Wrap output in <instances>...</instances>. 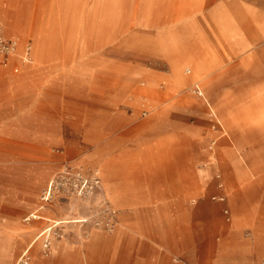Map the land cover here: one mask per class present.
<instances>
[{"label": "rangeland", "instance_id": "obj_1", "mask_svg": "<svg viewBox=\"0 0 264 264\" xmlns=\"http://www.w3.org/2000/svg\"><path fill=\"white\" fill-rule=\"evenodd\" d=\"M13 1L16 3L15 7L9 8L8 13L13 15L20 10L23 24L15 26L7 34L0 23L3 34L17 40L25 50L29 45L32 57L30 62L34 65L37 62V56H33L37 44L42 42L48 45L47 52L40 51L39 63L37 62L39 76L48 81L39 86L40 95L69 92L84 96L92 93L103 97L112 93L110 97L115 99L119 89L116 87L124 82H131L128 75L130 71L139 70L148 78L163 77L160 83L161 98L171 95L168 103L163 106L171 105L164 120L168 124L176 123L174 127H170L174 134L178 133L183 137L185 133L190 138V157L194 159L196 171L209 172L206 183L197 189L193 197H180L192 207L212 206L215 211L211 217L205 210L199 209L195 213L205 217L208 214V218L222 219L225 223L222 212L224 207L231 210L230 223L236 219L239 208L255 212L253 220L259 224L262 251L258 264H264V129L248 127V130L242 131L235 126L233 118L244 115V108L251 105L253 94L264 90V37L256 35L257 41L249 52L216 69L207 79L184 86L178 94L173 95V91L165 85L166 81H170V66L156 55V43L160 38L175 32L183 33L180 25H173L178 17L188 15L191 9L206 14L219 0ZM108 14L112 16L108 18ZM14 16L9 17L8 25L14 23ZM236 20L240 35L246 36L248 29L251 30L245 25L246 18L237 17ZM250 54L255 55L253 66L244 68L240 61ZM22 64L21 58L7 67L1 66L0 71L5 70L7 75H19ZM16 67L19 68L17 73L14 71ZM130 96L126 90L124 99L130 101ZM54 105L63 106L60 102ZM98 107L100 108L96 111L76 114L79 116L70 113L65 119L46 116L51 119L47 120L50 122L47 127L43 126L42 120L33 121L26 127L28 133L25 135L29 142L38 136H41L38 137L41 141L67 136L77 140L79 155L69 156L62 151L58 152V158L45 154L31 157L32 150L29 147L23 148L15 144L3 146L0 143V175L13 177L0 179V221L5 224L10 217L18 216L32 232H25L8 241L4 247V255L8 256L1 258L0 264H14L28 242L50 224L49 218L65 216L70 217L71 222L55 227L51 237L44 239L41 254L20 264H97L89 253L87 257L83 253V259L64 254L57 262L50 255L51 238L54 236L60 239L64 235L72 239L81 230L87 238L85 229L90 230L93 226L108 234L115 232L118 222L114 205L109 199H98L91 192L100 191L97 185L102 176L100 164L113 160L116 166L122 165L125 160L123 150H131L136 137L143 135L145 131L141 125L145 117H134L131 109L121 111ZM120 112L122 114H117ZM114 117L126 119L125 123L114 124ZM1 120L0 111V126ZM101 134H110L112 137L101 139ZM3 137L12 143L15 139L0 133V138ZM49 143L47 142L46 148L57 149L56 144ZM181 146L184 145L176 146V149L182 148ZM43 147L42 145L41 148ZM86 149H89V153L96 149L102 152L98 156V163L85 159L87 154L83 152ZM228 152H235L242 161L235 156H228ZM177 155L172 159L173 163L181 161V158L177 159ZM219 173L224 184L220 189L217 179ZM162 176L155 173L148 181L152 186H161ZM50 180L54 181L53 193L43 204V196ZM115 182L122 189L124 181L121 170L118 171ZM9 183L15 188L10 189L7 186ZM217 195L225 196L226 201L214 200L213 197ZM88 197H92L93 207L90 213L93 212V215L87 214V218H91L89 223L79 224L74 221L79 217V212L72 210L71 204L80 201L84 208ZM240 197H243L242 203ZM29 201H33L34 205L29 204ZM42 205L46 209L42 213L45 218L25 221L28 214ZM161 214L158 211L157 218ZM0 227L3 226L0 224ZM252 231V227H246L244 235L251 237ZM47 245L49 247H45ZM102 251L99 254V264L106 261L107 249Z\"/></svg>", "mask_w": 264, "mask_h": 264}, {"label": "crops", "instance_id": "obj_2", "mask_svg": "<svg viewBox=\"0 0 264 264\" xmlns=\"http://www.w3.org/2000/svg\"><path fill=\"white\" fill-rule=\"evenodd\" d=\"M14 2L0 0V23L7 34L15 26L23 24L20 10L13 15L8 13L9 8L15 7ZM189 11L188 15L178 17L173 22L174 26L182 27L183 33L175 32L168 37L160 38L155 46L156 55L162 57L170 66V81H166L165 85L173 91V95L178 94L184 86L197 84L207 79L216 69L249 52L257 41L256 35L264 37V0H219L206 14L192 9ZM108 15V18L112 16ZM13 16L14 23L8 25L9 17L13 18ZM237 17L246 18L245 25L251 28V30L248 29L246 36H241L239 33ZM47 47L48 45L42 42L37 44L33 56H37L38 63L40 51L47 52ZM25 57V48L20 46L11 62L14 64L22 58L23 64L19 75H7L5 70L0 71L2 114L0 133L15 138L13 143L6 137L0 138L1 145L15 144L23 148L29 147L32 150L31 157L45 154L58 158L60 157L58 152L62 151L65 155L75 156L79 155L77 140L67 136L41 141L38 138L41 136H38L29 142L25 135L28 133L26 127L36 120L40 122L42 120L43 126L47 127L50 124L47 120H51L48 117L65 119L64 117L70 113L75 116L79 113L99 110L98 106L110 110L131 109L134 117L138 118L140 115L145 117L141 124L145 130L144 134L136 137L131 150H123L125 160L122 165L116 166L113 160H110L99 166L102 172V186L101 196L97 198L100 199L103 196L114 205L113 209L118 222L115 232L108 234L93 226L90 230L85 229L87 238L84 237L82 230L78 231L76 237L72 239L64 235L60 239L53 236L50 255L57 262L64 254L83 259V253L86 257L89 253L99 264L101 260L99 254L106 248L107 256L103 264H258L262 251L259 224L253 220L255 212L239 208L236 219L230 223L231 210L229 207H224L223 216L226 223H230L226 224L222 219L208 218V214L206 218L195 213L199 209L205 210L211 217L212 212L215 211L212 206L192 207L180 197H193L197 189L206 183L209 172L196 171L194 159L190 157L192 153L190 138L185 133L183 137L178 133L174 134L171 128L176 123L168 124L164 120V115L168 113L171 105L163 106L168 103L171 95L161 98L160 83L163 77L148 78L139 70L130 71L128 75L131 82H124L120 87H116L119 88L115 96L117 99L110 97L112 93H107L103 97L92 93L84 96L69 92L50 93L44 96L40 95L38 89L48 81L42 80L39 76L37 62L34 65L26 61ZM254 58L255 55L251 54L244 56L240 65L244 68L253 66ZM14 71L19 72V68H14ZM126 90L131 95L130 101L124 99ZM58 102L63 106L54 105ZM243 112L244 115L233 117L238 129L242 131L248 130V127L264 129L263 89L253 94L251 105L244 108ZM113 119L114 124H123L126 120L117 117ZM88 136L87 138H90ZM105 137L111 138L112 135H100L101 139ZM47 142L56 144L58 151L54 148H46ZM42 145L43 148H41ZM180 145L184 146L177 150L176 146ZM89 152V149L84 150L83 154H87L85 159L98 163V156L102 152L97 149L92 153ZM175 155L178 156L177 159L181 158V161L175 162L176 164L172 161ZM228 156H235L241 160L235 152H228ZM120 170L124 181L122 189H119L115 182ZM155 173L163 175L161 186H152L148 181ZM1 178L12 179L13 177L0 175ZM53 183L54 181L50 180L46 190ZM7 186L10 189L15 188L12 183ZM177 194L179 197H176ZM159 195L162 197L159 198ZM240 198L242 203L243 197ZM91 200L85 201L84 208L80 201L72 202V210L79 212V217L74 221L79 224L91 221V218H87V214L93 215V212L90 213L93 207ZM47 201L43 196V204ZM15 202L19 203V201ZM29 202V204L33 203V201ZM44 210L46 209L43 205L37 207L25 217V221L31 222L45 218L42 215ZM225 210L229 211L228 215L225 214ZM158 211L162 212L159 218H157ZM48 220L50 224L43 227L28 242L14 264H20L28 258L41 254L43 241L51 237L54 228L71 222L70 217L66 216ZM0 224L3 226L0 227L1 259L8 256L4 255V247L8 241L25 232L28 234L32 232L23 225L18 216L10 217L5 224L0 221ZM246 227H252L251 237L244 235Z\"/></svg>", "mask_w": 264, "mask_h": 264}, {"label": "built area", "instance_id": "obj_3", "mask_svg": "<svg viewBox=\"0 0 264 264\" xmlns=\"http://www.w3.org/2000/svg\"><path fill=\"white\" fill-rule=\"evenodd\" d=\"M18 45H19V43L17 40H15L13 38H7L0 29V67L6 66L10 63L11 56L13 55V53L18 48ZM26 51L28 54H30L31 47L29 45L27 46ZM16 71H18V69H16ZM200 95H202V94L200 93ZM217 179H218L219 189L223 188L224 184L222 183V175L220 173L217 175ZM213 199L220 201V202L226 201V197L223 195L214 196ZM225 214L228 215L229 211L225 210Z\"/></svg>", "mask_w": 264, "mask_h": 264}, {"label": "bare ground", "instance_id": "obj_4", "mask_svg": "<svg viewBox=\"0 0 264 264\" xmlns=\"http://www.w3.org/2000/svg\"><path fill=\"white\" fill-rule=\"evenodd\" d=\"M19 48H20V45H18V48L16 49V51H15V52L13 53V55L11 56L10 63L12 62V60L14 59V57L16 56V54H17ZM26 50H27V48H26ZM26 50H25V53H26V57H25V59H26V61H31V60H32L31 52H30V54H28ZM10 63H9V64H10ZM9 64H8V65H9ZM8 65H6V67H7ZM2 67L4 68V66H2ZM97 185H98V187H99L100 190H101V186H102V177H101V180H100L99 182H97ZM53 189H54V183L52 184V186H51L48 190L45 191L44 198H45L46 200H49V199L51 198L52 193H53ZM100 192H101V191L96 190V191H93V192H91V193H92L93 196L95 195L96 197H100V196H101V195H100ZM102 197H103V196H102ZM91 199H92V197H88V198H86L85 201H89V200H91ZM80 217H81V216H80ZM51 220H52V219H51ZM45 234H46V233H45Z\"/></svg>", "mask_w": 264, "mask_h": 264}]
</instances>
